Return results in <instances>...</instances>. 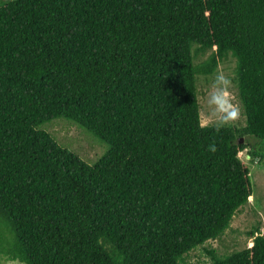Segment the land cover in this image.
<instances>
[{
    "label": "trees",
    "instance_id": "obj_1",
    "mask_svg": "<svg viewBox=\"0 0 264 264\" xmlns=\"http://www.w3.org/2000/svg\"><path fill=\"white\" fill-rule=\"evenodd\" d=\"M229 58L246 124L201 126L198 76ZM59 117L96 163L40 129ZM246 148L264 160V0L0 5V264H187L249 202ZM249 235L209 264H264Z\"/></svg>",
    "mask_w": 264,
    "mask_h": 264
},
{
    "label": "rangeland",
    "instance_id": "obj_2",
    "mask_svg": "<svg viewBox=\"0 0 264 264\" xmlns=\"http://www.w3.org/2000/svg\"><path fill=\"white\" fill-rule=\"evenodd\" d=\"M6 1L8 0H0V5L4 4ZM208 55L209 52L201 54L197 56L195 61L201 62L207 58ZM234 67L235 59L229 58V60L223 61L219 65L215 73L222 71L225 75L231 77L232 100L233 103L239 106L238 117L233 121L227 122V125L243 127L246 124V117L242 103L238 97ZM214 74L210 76L200 75L197 79L201 117L206 116L211 107L207 103V98ZM215 123L216 118L213 117L208 125H213ZM40 129L48 131L61 146L76 153L89 164L96 163L108 149L107 143L95 137V135L88 132L74 121L66 118L59 117L48 121L43 124ZM251 141L254 142L253 139H251ZM239 157L250 168L254 192L250 197L249 202L242 206L236 213L231 222V226L221 237L216 240L208 241L203 246L191 251L185 256V262L187 264H209L212 259L207 252V249H213L218 255L224 256L234 251L250 247L253 244V239L250 237L249 231L255 228L264 235V160L261 162L253 160L249 153V148H246L239 153ZM7 264L22 263L17 261H7Z\"/></svg>",
    "mask_w": 264,
    "mask_h": 264
},
{
    "label": "clouds",
    "instance_id": "obj_3",
    "mask_svg": "<svg viewBox=\"0 0 264 264\" xmlns=\"http://www.w3.org/2000/svg\"><path fill=\"white\" fill-rule=\"evenodd\" d=\"M232 79L224 72L218 71L211 80L207 103L210 110L206 116H202L199 123L201 126L208 125L213 117L216 118L215 127L219 128L229 121L235 120L239 115V106L233 103L231 96ZM215 149V145H209Z\"/></svg>",
    "mask_w": 264,
    "mask_h": 264
},
{
    "label": "water",
    "instance_id": "obj_4",
    "mask_svg": "<svg viewBox=\"0 0 264 264\" xmlns=\"http://www.w3.org/2000/svg\"><path fill=\"white\" fill-rule=\"evenodd\" d=\"M241 140V142L243 141V139H240Z\"/></svg>",
    "mask_w": 264,
    "mask_h": 264
}]
</instances>
